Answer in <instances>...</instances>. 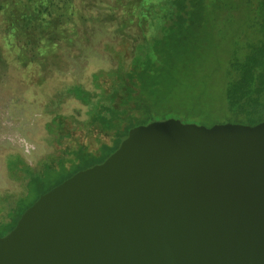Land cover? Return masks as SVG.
Here are the masks:
<instances>
[{"label": "water", "instance_id": "95a60500", "mask_svg": "<svg viewBox=\"0 0 264 264\" xmlns=\"http://www.w3.org/2000/svg\"><path fill=\"white\" fill-rule=\"evenodd\" d=\"M0 264H264V121L132 127L0 235Z\"/></svg>", "mask_w": 264, "mask_h": 264}, {"label": "trees", "instance_id": "16d2710c", "mask_svg": "<svg viewBox=\"0 0 264 264\" xmlns=\"http://www.w3.org/2000/svg\"><path fill=\"white\" fill-rule=\"evenodd\" d=\"M118 1L117 6L130 2ZM199 1L164 0L168 6L161 5L160 10L150 5L138 9L136 23L142 32L131 46L129 35H123L118 45L106 44L116 65L93 73L97 90L82 84L66 87L68 94L89 107L88 116L54 115L47 127L58 149L39 168L27 164L20 155L10 160L11 172L22 180L23 190L0 196V235L10 232L41 194L108 158L136 125L178 113L209 116L215 107L233 122L255 125L264 121V0H260L262 24L256 38L235 48L229 59H218L212 65L199 63L189 50ZM76 4V0L0 1V22L5 31L0 40V67L8 65L7 53L16 64L30 66L33 59L26 52L32 42L30 35L39 29L57 34L62 23L72 20ZM146 18L151 21L150 35L145 32ZM131 20L121 19L120 30ZM46 34L44 40L51 39ZM215 98L222 102L215 103ZM78 133L87 139L78 138ZM93 133L96 146L89 141Z\"/></svg>", "mask_w": 264, "mask_h": 264}, {"label": "rangeland", "instance_id": "374dc122", "mask_svg": "<svg viewBox=\"0 0 264 264\" xmlns=\"http://www.w3.org/2000/svg\"><path fill=\"white\" fill-rule=\"evenodd\" d=\"M126 1L130 2L117 6L120 4L118 0H76L72 20L62 23L57 34H46L45 30L39 29L30 35L32 42L26 49L29 59H33L30 66L20 62L16 64L7 53L10 61L8 65L0 67L1 197L6 194L13 196L23 190L22 180L15 177L9 167L15 155H20L32 167L39 168L45 160L48 161L49 154L57 151L55 136L47 127L54 115L61 113L76 115L79 119L87 118L89 107L68 94L66 87L82 84L87 89L97 90L93 73L116 65L106 44L118 45L123 35H129L131 46L135 37L142 32L136 23L138 9H146L150 5L160 10L161 5L168 6L164 0H141L145 5L137 0ZM199 2L193 23L195 36L188 40L190 53L199 63L212 65L218 59L227 60L235 48L256 38L262 24L258 15L262 1ZM123 18L133 20L120 30V20ZM146 21L145 32L150 35L153 31L151 21L147 18ZM4 32L0 22V40ZM45 34L51 38L49 41L44 40ZM212 101L222 102L219 98ZM173 117L200 124L230 121L226 112L217 107L209 116L178 113ZM79 136L87 139L84 133H78ZM95 139L96 133L91 134L89 141L92 146L97 144ZM23 141L32 145L30 152L25 149Z\"/></svg>", "mask_w": 264, "mask_h": 264}, {"label": "built area", "instance_id": "2783aa9c", "mask_svg": "<svg viewBox=\"0 0 264 264\" xmlns=\"http://www.w3.org/2000/svg\"><path fill=\"white\" fill-rule=\"evenodd\" d=\"M23 145H24V147H25V149L28 151V152H30L31 150H32V145L31 144H29L28 142H26V141H23Z\"/></svg>", "mask_w": 264, "mask_h": 264}]
</instances>
